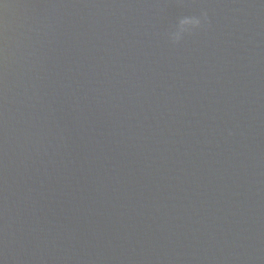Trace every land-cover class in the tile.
<instances>
[{"label": "water", "instance_id": "95a60500", "mask_svg": "<svg viewBox=\"0 0 264 264\" xmlns=\"http://www.w3.org/2000/svg\"><path fill=\"white\" fill-rule=\"evenodd\" d=\"M0 264H264V0H0Z\"/></svg>", "mask_w": 264, "mask_h": 264}, {"label": "clouds", "instance_id": "9594fccd", "mask_svg": "<svg viewBox=\"0 0 264 264\" xmlns=\"http://www.w3.org/2000/svg\"><path fill=\"white\" fill-rule=\"evenodd\" d=\"M208 24L206 11L201 12L199 16H183L178 19L175 30L169 34V39L173 44H179L185 35H191Z\"/></svg>", "mask_w": 264, "mask_h": 264}]
</instances>
